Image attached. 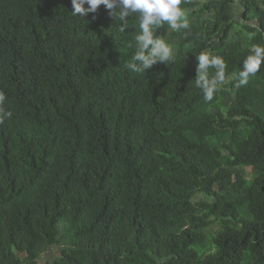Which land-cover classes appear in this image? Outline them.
<instances>
[{"label":"trees","instance_id":"16d2710c","mask_svg":"<svg viewBox=\"0 0 264 264\" xmlns=\"http://www.w3.org/2000/svg\"><path fill=\"white\" fill-rule=\"evenodd\" d=\"M181 7L189 29L154 33L174 62L136 73L137 14L0 0V264H264V63L239 85L264 0ZM202 52L226 65L211 101Z\"/></svg>","mask_w":264,"mask_h":264},{"label":"clouds","instance_id":"9594fccd","mask_svg":"<svg viewBox=\"0 0 264 264\" xmlns=\"http://www.w3.org/2000/svg\"><path fill=\"white\" fill-rule=\"evenodd\" d=\"M183 0H71L72 15L84 19L89 13H96L98 7L103 5L108 14L121 21L120 31L124 32L127 19L137 14L139 19V33L135 36L137 51L133 62L128 67L133 72L144 73L153 65L159 63L174 62L173 48L162 38L156 36L155 30L165 23L174 30L189 29V20L186 11L181 7ZM87 5V7H85ZM187 35V32H185ZM249 34V39H251ZM239 73V85H246L251 75H255L264 63V46L253 45ZM196 85L203 90L204 99L211 101L217 85L223 83L225 76V62L219 56H212L202 52L196 57ZM214 69L215 74L210 75L209 70ZM6 97L0 92V123L11 116V112L5 111L3 104Z\"/></svg>","mask_w":264,"mask_h":264},{"label":"rangeland","instance_id":"374dc122","mask_svg":"<svg viewBox=\"0 0 264 264\" xmlns=\"http://www.w3.org/2000/svg\"><path fill=\"white\" fill-rule=\"evenodd\" d=\"M239 4H241L240 0H239ZM237 37H238L237 34L234 32L232 35V38L237 39ZM258 84H260L258 86L259 87L258 89L262 91V87H263L262 83L259 81ZM242 170L246 172L247 178H251V173H252L251 167H245V169H242ZM219 228H220L219 225L216 224L214 228L211 230V233H215ZM60 253H61V250L59 248L50 249L49 251H47V253L43 255V260L41 261V264H45L46 261H50V260L52 261V260L57 259Z\"/></svg>","mask_w":264,"mask_h":264},{"label":"water","instance_id":"95a60500","mask_svg":"<svg viewBox=\"0 0 264 264\" xmlns=\"http://www.w3.org/2000/svg\"><path fill=\"white\" fill-rule=\"evenodd\" d=\"M241 1V4H242V0H240Z\"/></svg>","mask_w":264,"mask_h":264}]
</instances>
